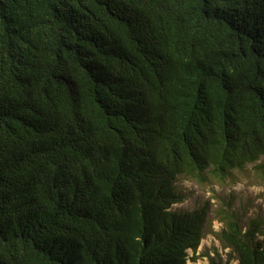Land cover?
<instances>
[{"label":"trees","instance_id":"obj_1","mask_svg":"<svg viewBox=\"0 0 264 264\" xmlns=\"http://www.w3.org/2000/svg\"><path fill=\"white\" fill-rule=\"evenodd\" d=\"M249 163L264 0H0V264H186L208 208L173 207L178 177ZM227 203L208 264H264Z\"/></svg>","mask_w":264,"mask_h":264},{"label":"rangeland","instance_id":"obj_2","mask_svg":"<svg viewBox=\"0 0 264 264\" xmlns=\"http://www.w3.org/2000/svg\"><path fill=\"white\" fill-rule=\"evenodd\" d=\"M254 163L247 164L243 169L233 171L231 177L225 180L211 179L206 182H196L190 178L179 176L176 187L184 194L182 201L173 204L180 210H190L207 206V220L204 225V235L193 259L186 264H208V254L217 251L222 258L228 251L223 247L215 233L221 223L219 221L223 208L229 205L236 207L244 217L260 215L264 217V175ZM234 262V261H233Z\"/></svg>","mask_w":264,"mask_h":264}]
</instances>
